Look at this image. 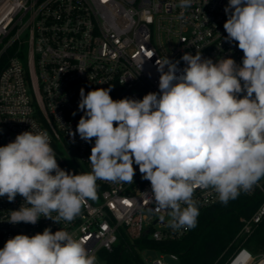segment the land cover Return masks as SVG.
<instances>
[{
  "label": "clouds",
  "instance_id": "obj_1",
  "mask_svg": "<svg viewBox=\"0 0 264 264\" xmlns=\"http://www.w3.org/2000/svg\"><path fill=\"white\" fill-rule=\"evenodd\" d=\"M191 4L180 0L182 9ZM225 13V39L238 42L242 66L232 58L213 62L197 50L181 57L187 66L179 76L180 61L157 59L159 92L142 100H113L111 87L87 94L80 89L84 115L69 134L85 142L95 138L91 172L61 169L46 130L22 132L0 146V197L24 198L7 222H71L87 200L97 198V180L133 183L135 164L150 182L157 208L170 216L169 226L187 231L199 216L196 189H212L227 204L264 179V0H229ZM0 264L99 261L67 230L45 228L8 239Z\"/></svg>",
  "mask_w": 264,
  "mask_h": 264
},
{
  "label": "built area",
  "instance_id": "obj_2",
  "mask_svg": "<svg viewBox=\"0 0 264 264\" xmlns=\"http://www.w3.org/2000/svg\"><path fill=\"white\" fill-rule=\"evenodd\" d=\"M228 3L192 0L182 9L180 0H0V59L6 57L0 72V146L22 132L46 130L61 169L91 172L95 138L85 142L78 133L69 134L76 132L84 115L78 109L80 89L87 94L111 87L113 100H142L159 92L157 59L180 61L179 76L187 66L181 57L197 50L213 62L232 58L242 66L238 42L225 39ZM133 167V183L97 180V198L87 200L71 222L56 224L41 217L35 225L10 224L9 212L19 210L24 198L17 195L9 202L0 197V249L18 234L31 237L45 228L53 233L64 229L84 241L99 264H108L109 253L124 241L164 243L185 237L191 229L174 231L169 226L171 218L157 208L150 182L142 179L137 165ZM240 195L264 196V179ZM194 199L199 216L220 203L212 189H196ZM263 218L264 200L250 217L242 218L238 237L243 241L223 264L264 262V252L254 254L244 245ZM137 249L144 264H180L175 252L150 246ZM144 252L160 256L151 259Z\"/></svg>",
  "mask_w": 264,
  "mask_h": 264
},
{
  "label": "trees",
  "instance_id": "obj_3",
  "mask_svg": "<svg viewBox=\"0 0 264 264\" xmlns=\"http://www.w3.org/2000/svg\"><path fill=\"white\" fill-rule=\"evenodd\" d=\"M6 57L0 59V72ZM264 196L240 195L227 204L218 203L206 208L197 219V225L182 239L157 243L147 239L134 244L121 243L107 256L108 264H144L139 249L154 247L175 252L180 264H223L233 250L243 241L238 237L242 218L250 217L263 202ZM244 245L252 251L264 250V218Z\"/></svg>",
  "mask_w": 264,
  "mask_h": 264
},
{
  "label": "rangeland",
  "instance_id": "obj_4",
  "mask_svg": "<svg viewBox=\"0 0 264 264\" xmlns=\"http://www.w3.org/2000/svg\"><path fill=\"white\" fill-rule=\"evenodd\" d=\"M252 236V235H251ZM246 246V245H245ZM248 247V246H246ZM249 248V247H248ZM250 249V248H249ZM254 254H259L261 252H264V250H259L258 252L252 251ZM142 255H145L147 257H150L151 259L158 258L160 256V253L158 252H144ZM174 264H177L174 262Z\"/></svg>",
  "mask_w": 264,
  "mask_h": 264
},
{
  "label": "snow or ice",
  "instance_id": "obj_5",
  "mask_svg": "<svg viewBox=\"0 0 264 264\" xmlns=\"http://www.w3.org/2000/svg\"><path fill=\"white\" fill-rule=\"evenodd\" d=\"M149 55H151V53H149Z\"/></svg>",
  "mask_w": 264,
  "mask_h": 264
}]
</instances>
